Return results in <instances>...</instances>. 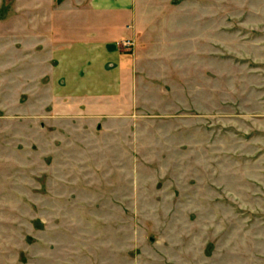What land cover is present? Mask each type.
Wrapping results in <instances>:
<instances>
[{
	"label": "rangeland",
	"instance_id": "374dc122",
	"mask_svg": "<svg viewBox=\"0 0 264 264\" xmlns=\"http://www.w3.org/2000/svg\"><path fill=\"white\" fill-rule=\"evenodd\" d=\"M25 1L0 0V264H264V0H149L187 7V56L162 48L187 97L119 120L38 115Z\"/></svg>",
	"mask_w": 264,
	"mask_h": 264
},
{
	"label": "crops",
	"instance_id": "0c3cea01",
	"mask_svg": "<svg viewBox=\"0 0 264 264\" xmlns=\"http://www.w3.org/2000/svg\"><path fill=\"white\" fill-rule=\"evenodd\" d=\"M149 2L25 1L23 8L36 9V15L27 16L21 28L27 62L22 63L21 70L42 89L36 101L41 112L38 115H69L65 116L69 119L103 115L119 120L129 115H150V105L140 99L145 94L154 98L156 88L180 87L187 97V62L180 61L174 69L166 66L165 57H170L171 51L162 49L171 38L174 47H180L177 55L187 56V7L180 6L179 17L172 18L164 15L163 7L157 9ZM172 19L179 27L171 25ZM173 26L179 29V37H172ZM122 40L133 42L131 53L117 47V41ZM154 45L160 51H154ZM31 59L35 62L34 78L27 73L28 61L34 64ZM171 77L173 83L164 85ZM145 99L153 105L154 115V101ZM53 118L55 123L69 120Z\"/></svg>",
	"mask_w": 264,
	"mask_h": 264
}]
</instances>
